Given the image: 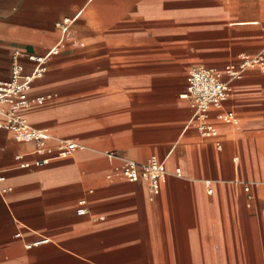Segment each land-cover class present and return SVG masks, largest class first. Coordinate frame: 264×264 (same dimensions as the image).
<instances>
[{
  "label": "crops",
  "instance_id": "1",
  "mask_svg": "<svg viewBox=\"0 0 264 264\" xmlns=\"http://www.w3.org/2000/svg\"><path fill=\"white\" fill-rule=\"evenodd\" d=\"M58 43L29 91L43 99L22 110L50 130L46 152L0 128V264H264V73L233 81L209 110V138L181 97L190 68L264 51V0H0V80L15 50ZM229 110L237 123L221 119ZM59 140L84 148L58 157ZM111 151L156 155L160 188L108 177ZM39 157L50 160L33 165Z\"/></svg>",
  "mask_w": 264,
  "mask_h": 264
},
{
  "label": "built area",
  "instance_id": "2",
  "mask_svg": "<svg viewBox=\"0 0 264 264\" xmlns=\"http://www.w3.org/2000/svg\"><path fill=\"white\" fill-rule=\"evenodd\" d=\"M72 21V18L65 17L57 22L56 26L63 34H66ZM58 53L59 43L44 54H22L15 50L11 57L9 77L6 80H0V128L9 130L18 142H34L35 152L40 156L46 152L47 141L52 138V134L47 128L32 126L22 114V110L32 101L43 99L40 97L31 100L29 91L33 82L42 78L46 73L48 59ZM20 56H24L32 63L31 70H26L25 63L20 59ZM248 68H258L264 73V51L254 56L241 54L237 64H231L223 70L204 66L190 68L186 76L185 91L181 97L190 102L192 115L189 124L196 128L200 136L209 138L214 135L216 128L209 120V110L222 108L229 96L233 81L238 79ZM221 119L228 124H235L238 121L234 112L230 110L223 112ZM217 147L220 148L219 143H217ZM82 148L84 145L75 140H59L56 146V156H68ZM105 155L117 160V164L113 166L112 173L108 177L111 175L122 176L130 182L143 180L151 192L157 191L167 176L164 162L156 155H150L143 162L123 157L116 151L106 152ZM15 158L20 168H27L31 165L25 159L24 154H17ZM49 160L48 157H39L33 161V165L43 166ZM175 174L180 175V170L176 169ZM248 189L249 186H246L245 190ZM76 212L79 215L87 213L85 200L79 201ZM41 241H46V239L35 241L27 246L38 244Z\"/></svg>",
  "mask_w": 264,
  "mask_h": 264
}]
</instances>
